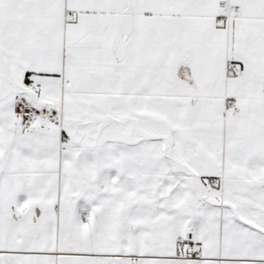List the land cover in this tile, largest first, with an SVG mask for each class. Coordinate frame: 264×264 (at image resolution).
Here are the masks:
<instances>
[{
	"label": "snow or ice",
	"instance_id": "1",
	"mask_svg": "<svg viewBox=\"0 0 264 264\" xmlns=\"http://www.w3.org/2000/svg\"><path fill=\"white\" fill-rule=\"evenodd\" d=\"M0 264H264V0H0Z\"/></svg>",
	"mask_w": 264,
	"mask_h": 264
}]
</instances>
